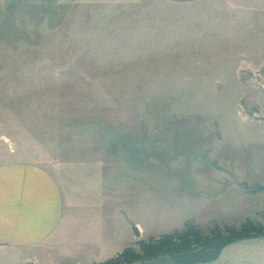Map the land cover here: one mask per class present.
I'll return each mask as SVG.
<instances>
[{
	"label": "rangeland",
	"instance_id": "rangeland-1",
	"mask_svg": "<svg viewBox=\"0 0 264 264\" xmlns=\"http://www.w3.org/2000/svg\"><path fill=\"white\" fill-rule=\"evenodd\" d=\"M14 163L97 213L117 256L186 223L263 225L264 0H0V167Z\"/></svg>",
	"mask_w": 264,
	"mask_h": 264
},
{
	"label": "crops",
	"instance_id": "crops-1",
	"mask_svg": "<svg viewBox=\"0 0 264 264\" xmlns=\"http://www.w3.org/2000/svg\"><path fill=\"white\" fill-rule=\"evenodd\" d=\"M186 6L205 0H160ZM101 218V217H100ZM98 214L71 209L53 175L29 164L0 167V264H95L121 250Z\"/></svg>",
	"mask_w": 264,
	"mask_h": 264
},
{
	"label": "trees",
	"instance_id": "trees-1",
	"mask_svg": "<svg viewBox=\"0 0 264 264\" xmlns=\"http://www.w3.org/2000/svg\"><path fill=\"white\" fill-rule=\"evenodd\" d=\"M252 193L264 191L263 186L249 189ZM264 235V224L256 225L246 221L238 229L226 227L221 231L215 227L210 235H204L194 224L186 223L182 231L167 234L143 246L141 253L126 249L120 256L95 264H138L159 262V264H199L214 260L228 244L246 238Z\"/></svg>",
	"mask_w": 264,
	"mask_h": 264
},
{
	"label": "water",
	"instance_id": "water-1",
	"mask_svg": "<svg viewBox=\"0 0 264 264\" xmlns=\"http://www.w3.org/2000/svg\"><path fill=\"white\" fill-rule=\"evenodd\" d=\"M133 233L140 237L137 227L133 228ZM199 264H264V235L234 241L214 260Z\"/></svg>",
	"mask_w": 264,
	"mask_h": 264
}]
</instances>
